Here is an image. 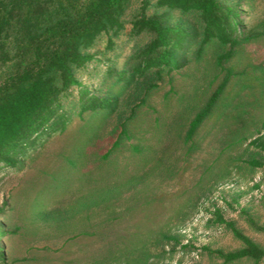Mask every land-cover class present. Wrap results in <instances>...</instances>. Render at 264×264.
I'll return each instance as SVG.
<instances>
[{"label":"rangeland","instance_id":"rangeland-1","mask_svg":"<svg viewBox=\"0 0 264 264\" xmlns=\"http://www.w3.org/2000/svg\"><path fill=\"white\" fill-rule=\"evenodd\" d=\"M144 1L130 4L123 18L125 34L113 50L107 49V35L90 49L95 60L79 75L89 91L105 89L109 66L121 67L136 46L149 41L147 35H129L130 22L141 13ZM149 1L146 14L150 16L156 0ZM236 3L242 5L240 17L250 28L264 19V0ZM238 50L231 64L240 71L264 64V36ZM197 72L193 63L175 71L139 108L133 128L137 140L129 145L141 143L147 161L133 156L129 145L103 159L112 146V130L140 102H132L131 96L119 116L85 147L86 159L78 169L69 164L80 138L72 132L80 123L76 118L64 134L54 135L33 153L21 171L0 170V211L6 212L5 218L0 214V221L8 232L0 239V249L6 260L11 264H224L223 256L242 244L217 221L216 211L264 247V232L255 228L264 227V169L251 174L244 163L250 154L245 149L253 139L238 151L223 152L234 121L211 119L196 137L197 151L186 154L183 141L189 122L212 91V77L202 79ZM246 100L250 104L254 97ZM260 102L257 108H249L252 123L247 133L262 128L264 98ZM224 168L232 170L230 178L216 183ZM55 183H59L56 193ZM113 187L118 189L109 196L110 202L94 206ZM162 234L178 241H161ZM235 264H264V259Z\"/></svg>","mask_w":264,"mask_h":264},{"label":"trees","instance_id":"trees-1","mask_svg":"<svg viewBox=\"0 0 264 264\" xmlns=\"http://www.w3.org/2000/svg\"><path fill=\"white\" fill-rule=\"evenodd\" d=\"M132 2L0 0V170L21 171L33 153L43 149L54 135L64 134L76 118L80 123L72 132L80 138L69 164L78 169L86 159L85 147L132 96V102H140L112 130V146L103 157L107 160L137 140L138 133L133 130L137 112L160 89L159 83L192 63L202 79L212 77V91L189 122L183 141L186 154L197 151L196 137L208 120L234 121L223 152L238 151L253 139L245 149L250 154L244 163L251 174L264 169V136H260L264 123L261 129L247 133L252 123L249 108H257L264 98V64H255L251 71H240L231 64L239 48L264 36V19L250 28L240 17L242 5L236 0H156L149 16L146 11L151 3L145 0L141 13L130 22L129 35H147L149 41L136 46L121 67L109 66L105 89L89 91L79 75L95 60L90 49L105 35L109 36L107 49H114L125 34L123 18ZM199 90L195 89L193 100ZM248 97H254L250 104ZM129 146L133 156L147 161L141 143ZM220 174L216 183L229 179L232 170L224 168ZM53 188L56 193L59 183ZM117 189H108L103 202L99 200L94 206L109 203V196ZM4 212L0 214L5 218ZM216 217L242 244L239 250L223 256L224 264L264 259V247L246 237L234 222H226L219 211ZM255 228L264 232V227ZM7 235L0 221V239ZM163 240L178 241L168 235H163ZM0 264H11L1 249Z\"/></svg>","mask_w":264,"mask_h":264}]
</instances>
